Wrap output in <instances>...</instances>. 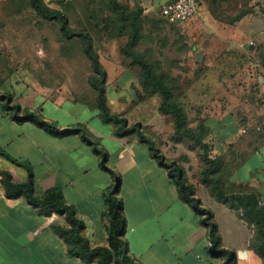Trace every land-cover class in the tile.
Instances as JSON below:
<instances>
[{"label":"rangeland","instance_id":"rangeland-1","mask_svg":"<svg viewBox=\"0 0 264 264\" xmlns=\"http://www.w3.org/2000/svg\"><path fill=\"white\" fill-rule=\"evenodd\" d=\"M44 1L50 8L65 12L75 32L90 33L102 67L111 71L107 97L113 112L129 120H140L146 136L167 161H177L196 188L205 187L201 182L207 167L203 149L189 141H174V118L160 111L159 95L142 100L147 90L141 80V68L122 53L130 26L111 0ZM119 1L131 11L143 9L141 37L135 50L157 75L165 74V83L174 101L184 108L189 127L197 129L204 123L209 128V156L221 163L218 177L225 191L255 192L264 206V198L256 188L238 179L239 169L249 158L243 150L250 149L252 154L264 151V42L255 39L261 24L253 15L257 31L251 38L235 31V24L249 12L259 10L264 0H204L200 14L184 24H172L162 17L161 9L166 3L163 0ZM125 70L128 73L118 76ZM20 75L38 83L45 97L51 95L50 90L70 98L63 102L70 116L61 113V122L95 123V104H91L95 92L89 83L94 73L84 53V41L79 37L65 39L60 24L43 20L29 0H0V83L21 93L24 85L16 79ZM132 83L137 86L129 88ZM197 85H208L211 91L200 93ZM39 113L45 119L55 117L47 104ZM148 121L152 125H145ZM223 131L229 138L220 141L217 138ZM245 170L244 166L242 176ZM245 221L253 231L252 250L257 236L254 226Z\"/></svg>","mask_w":264,"mask_h":264},{"label":"crops","instance_id":"crops-1","mask_svg":"<svg viewBox=\"0 0 264 264\" xmlns=\"http://www.w3.org/2000/svg\"><path fill=\"white\" fill-rule=\"evenodd\" d=\"M259 7L254 14L249 12L243 16L235 24V31L239 36L251 38L257 31L252 23L255 15L254 19L261 24L255 39L264 42V3ZM106 71L109 85L111 71ZM126 73L127 70L118 76ZM24 78L27 79L23 75L16 78L24 85L21 93L8 90L5 82L0 83V92L13 95L14 103L29 112L42 113L44 106L49 105L55 117H47V120L57 122L63 129L84 125L107 150L110 167L122 177L119 196L125 214L123 245L126 243L125 248L136 264L224 263L209 252L208 229L201 224L195 209L182 200L168 171L153 158L149 147L141 143L137 135L117 137L115 127L102 122L99 110L93 105L96 93L91 102L93 106L90 105L96 110L92 118L94 124L78 120L63 123L60 114L70 116V110L63 102L70 98L50 90L51 95L45 97V91L39 89L38 83L27 79V84ZM133 84L137 86L132 83L129 88ZM195 88L200 93L211 91L208 85ZM129 123L141 121L130 119ZM145 125L152 124L148 121ZM219 135L220 141L229 138L225 131ZM0 149L13 159L31 165L37 196H43L50 189H60L67 204L76 207L79 218L85 223L84 235L92 245H107L110 221L105 217V194L114 187L115 177L101 167V156L84 141L82 134L60 137L40 128L34 121L20 123L14 111L5 110L4 102L0 101ZM244 152L249 158L238 171L239 182H249L264 198V151L252 154L250 149H245ZM244 166L246 170L242 176ZM4 172L10 173L17 183L28 179L25 168L0 155V264H83L82 260L68 255L66 243L52 228L54 223L65 226V218L59 213L47 217L24 197H9L2 182ZM196 191L203 205L214 213L223 247L236 253L247 252V257L237 258V264H263L250 249L253 231L242 214L219 201L204 186H197Z\"/></svg>","mask_w":264,"mask_h":264},{"label":"trees","instance_id":"trees-1","mask_svg":"<svg viewBox=\"0 0 264 264\" xmlns=\"http://www.w3.org/2000/svg\"><path fill=\"white\" fill-rule=\"evenodd\" d=\"M29 3L35 13L43 20L58 22L62 36L65 39L70 40L79 37L84 41V53L91 61L94 73L90 77L89 83L96 93L95 105L99 110V117L102 122L113 125L117 137L137 135L139 141L149 147L153 158L168 171L169 176L178 188L182 200L195 209L201 217V224L208 229L211 242L209 252L211 255L223 259V264H237L236 252L223 247L214 213L203 205L201 199L197 196L196 187L188 180L185 170L177 161H167L155 142L146 136L140 123L130 125L126 117L112 112L107 97V71L101 65L100 56L93 45L90 33L85 31L75 32L70 27L69 16L61 10L50 8L44 0H29ZM111 3L114 9L120 13L121 18L128 22L130 26L128 42L122 49V53L141 68V80L144 89L147 90L141 97L142 100L159 95L161 98L160 111L164 115H171L174 118V141L177 143L189 141L203 149V161L207 167L202 173L201 182L214 197L239 210L243 217L254 226L257 243L253 245L252 250L261 258L264 264V206L261 205L260 196L252 191L240 193L225 191L224 184L221 178L218 177L221 171V163L218 159H212L209 156L212 150L206 142L207 137L210 135L209 128L204 123H201L197 129L189 127L184 108L180 103L174 101L173 94L165 83V74L157 75L153 67L135 50L141 37L143 9L137 8L131 11L119 0H111ZM262 10L264 13V8ZM99 76L100 79L97 78ZM0 101L4 102L5 110L14 111L15 117L20 123L28 120L34 121L40 128L60 137L82 134L84 141L94 148L96 154L101 156V167L111 172L116 182L114 187L105 194V217L110 221L107 228V245L96 247L92 245L84 235V221L79 218L76 207L67 204L60 189H50L43 196H37L35 193V173L31 165L13 159L0 149L1 156L25 168L28 172V179L24 183L15 182L13 176L8 172L3 173L2 182L7 195L9 197H24L29 204L39 209L47 217L52 216L53 213H59L63 216L66 225L62 226L54 223L52 228L66 243L68 255L82 260L83 264H136L123 245L125 214L123 200L119 196L122 177L119 172L110 167L107 150L88 132L84 125L63 129L57 122L43 118L40 113L29 112L24 110L21 105L15 104L14 97L11 94L0 92Z\"/></svg>","mask_w":264,"mask_h":264},{"label":"built area","instance_id":"built-area-1","mask_svg":"<svg viewBox=\"0 0 264 264\" xmlns=\"http://www.w3.org/2000/svg\"><path fill=\"white\" fill-rule=\"evenodd\" d=\"M204 0H170L161 9V15L169 23L184 24L200 14ZM246 131H244L245 133Z\"/></svg>","mask_w":264,"mask_h":264},{"label":"water","instance_id":"water-1","mask_svg":"<svg viewBox=\"0 0 264 264\" xmlns=\"http://www.w3.org/2000/svg\"><path fill=\"white\" fill-rule=\"evenodd\" d=\"M200 61H202V57H200L199 59ZM240 257H247V252H241V253H238ZM238 254L236 253L235 257H236V262H237V257H238Z\"/></svg>","mask_w":264,"mask_h":264}]
</instances>
